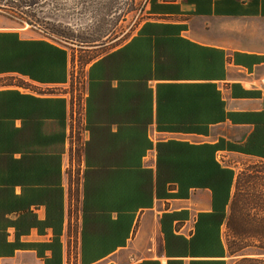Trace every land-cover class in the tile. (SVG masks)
<instances>
[{
  "label": "crops",
  "instance_id": "obj_1",
  "mask_svg": "<svg viewBox=\"0 0 264 264\" xmlns=\"http://www.w3.org/2000/svg\"><path fill=\"white\" fill-rule=\"evenodd\" d=\"M0 44V264L264 263V0H150L88 65L77 199L67 100L46 89L67 83L68 53L25 28H0ZM210 85L222 120L158 127V111L211 118ZM222 140L225 206L209 187L160 184V143Z\"/></svg>",
  "mask_w": 264,
  "mask_h": 264
},
{
  "label": "rangeland",
  "instance_id": "obj_2",
  "mask_svg": "<svg viewBox=\"0 0 264 264\" xmlns=\"http://www.w3.org/2000/svg\"><path fill=\"white\" fill-rule=\"evenodd\" d=\"M149 2L150 0H110L113 12L105 24L102 36L96 42L87 43L86 41L91 40L96 34V28L90 27L92 15L82 6L75 7L72 2L68 3V0H44L43 4L38 6L33 4L20 7L15 0H0V28H25L34 36L48 38L67 47L68 81L55 89H46L63 94L67 100L68 164H70L68 168L76 183L75 199H77V183L82 171L81 150L85 128L87 67L94 59L121 45L136 32L148 18ZM24 12L45 17V22L34 25L29 20L30 18L35 20L36 17H28ZM60 27H67L69 34L67 37L58 32Z\"/></svg>",
  "mask_w": 264,
  "mask_h": 264
},
{
  "label": "trees",
  "instance_id": "obj_3",
  "mask_svg": "<svg viewBox=\"0 0 264 264\" xmlns=\"http://www.w3.org/2000/svg\"><path fill=\"white\" fill-rule=\"evenodd\" d=\"M44 0H15V2L20 4V7L32 6L36 4V6L41 5ZM112 1V0H111ZM72 2L73 5L82 6L86 8L92 15V24L91 26H95L96 34L92 37L91 40L86 41L87 43H93L99 40L102 36V31L104 30L105 24L110 19L112 15V8L110 6V0H68V3ZM43 4V3H42ZM71 8V7H69ZM68 8V9H69ZM28 17H36L35 20L30 18L29 21H32L34 25L43 24L45 22V17L36 16V14H32V12H24ZM67 27H60L58 32L67 37L69 34L66 30ZM48 45V44H45ZM50 46V45H49ZM52 47V46H50ZM65 47V46H64ZM1 49V44H0ZM61 53H68L67 47L65 50H59ZM100 57V56H99ZM98 58V57H97ZM96 58V59H97ZM95 60V59H94ZM93 60V61H94ZM90 64V63H89ZM0 69H1V59H0ZM30 75H34L32 71ZM210 99L211 101L204 104V108H206L208 113H211L208 118L203 117H184V109H179V117L177 118H167L163 117V114L158 111L157 121L159 123L158 127L175 129L178 131L183 130H191V131H208L207 123L210 120L219 121L224 118V103L220 100L219 94L216 92L215 88L210 85L209 89ZM215 95V98H214ZM201 109V108H200ZM162 114V115H161ZM213 122V121H212ZM173 125V126H170ZM223 142L216 144H189L183 141H172V142H164L158 145L159 148V156L157 163V173L160 184L166 183L167 180L174 177L176 180H179L184 186H203L209 187L212 189L214 194V202L215 207H219L220 204L224 203V206L227 203L230 188L234 179V171L230 168H223L221 164L216 160V153L218 150L222 149ZM228 148L233 150L235 149L234 144H228ZM188 149V151H187ZM191 150L193 153H191ZM166 153H171V158L174 160V165L170 167H166L164 164V159ZM193 159V160H191ZM191 161H193V167L191 168ZM204 163V165L202 164ZM208 163V166L206 164ZM172 170L171 172L168 170ZM187 174L190 179L187 180Z\"/></svg>",
  "mask_w": 264,
  "mask_h": 264
},
{
  "label": "built area",
  "instance_id": "obj_4",
  "mask_svg": "<svg viewBox=\"0 0 264 264\" xmlns=\"http://www.w3.org/2000/svg\"><path fill=\"white\" fill-rule=\"evenodd\" d=\"M71 98V97H70Z\"/></svg>",
  "mask_w": 264,
  "mask_h": 264
}]
</instances>
